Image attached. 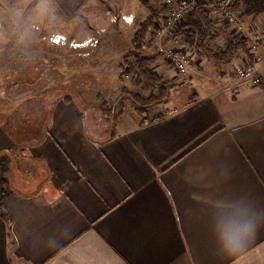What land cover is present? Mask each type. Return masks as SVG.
<instances>
[{
  "label": "crops",
  "instance_id": "0c3cea01",
  "mask_svg": "<svg viewBox=\"0 0 264 264\" xmlns=\"http://www.w3.org/2000/svg\"><path fill=\"white\" fill-rule=\"evenodd\" d=\"M52 1L73 16L97 0ZM243 18L264 25V12ZM247 53L221 65L200 54L201 72L219 66L213 84L194 83V95L144 124L125 113L104 137L77 99L24 93L14 105L0 95L11 102L0 152L13 155L0 264H233L212 219L242 211L258 225L245 251L264 245V43L260 61ZM248 62L258 85L235 75Z\"/></svg>",
  "mask_w": 264,
  "mask_h": 264
},
{
  "label": "rangeland",
  "instance_id": "374dc122",
  "mask_svg": "<svg viewBox=\"0 0 264 264\" xmlns=\"http://www.w3.org/2000/svg\"><path fill=\"white\" fill-rule=\"evenodd\" d=\"M19 2L0 0V95H4L1 91L5 89L4 93L16 100L12 102L14 105L24 93L29 97H49L51 101L77 99L92 115L90 129L101 137L108 136L114 130V122L120 120L110 118V112L105 113L104 108L115 109L121 117L125 113L140 116L126 93L130 91L143 97L159 93L158 87L154 89L140 81L135 70L128 71V62L135 58L129 55L125 59V54L134 49L135 32L147 19L151 24L140 52L147 56L160 55L150 63V68L162 75L161 81L168 87V95L164 97V94L155 102L150 115L155 108L163 113L167 105L186 101L196 93L198 85L208 88L219 70L218 66L213 75L204 68L201 72V63L197 59L201 53L182 41H172L170 31L163 36L157 35L155 27L164 14V6L159 0H151L149 7L138 4L137 0H97L73 16L56 10L53 4L54 13L35 21H30L29 17L39 0H23L26 7L17 23L12 19V12L13 6ZM219 2L211 6H220ZM223 12L215 18L234 31L232 24L225 23ZM234 14L249 26L245 18ZM220 42L224 44L225 38L219 36L208 43L215 48ZM172 47L185 49L194 60L196 67H191L186 75L179 74L168 60L166 51ZM34 58H41L37 62L41 65L34 73L35 79L28 77L30 73L27 71ZM6 73L25 79L11 86ZM10 103L6 107L0 105V118L10 108Z\"/></svg>",
  "mask_w": 264,
  "mask_h": 264
},
{
  "label": "trees",
  "instance_id": "16d2710c",
  "mask_svg": "<svg viewBox=\"0 0 264 264\" xmlns=\"http://www.w3.org/2000/svg\"><path fill=\"white\" fill-rule=\"evenodd\" d=\"M140 5L149 7L151 0H139ZM55 5V2L53 1ZM221 11H230L232 13H237L240 17L245 16H256L264 12V0H225L220 6H209L206 2L200 0L191 13L186 17V19L175 29L170 31L171 40L175 42L182 41L189 46L195 48L199 53L206 55L210 60L216 64H223L232 61L241 53L248 52V40L243 38L241 32H235L229 30L226 26L221 25L219 19L215 18ZM150 19L151 16H149ZM149 19L143 22V25L135 32L133 42L134 49L128 51L125 54V59L131 55L135 59L129 61V70L136 71L139 76L140 81H145V85L156 89L158 87L159 93L156 95H150L148 97H143L137 93L128 91L126 94L130 96L133 100V104L140 112L141 121L140 124H144L153 119L161 118L165 113L157 114V116L151 117L150 110L155 102L161 100V97L168 95V87L162 80V75L156 74L150 68V63L159 57L157 56H147L142 55L140 50L143 48L145 43V36L149 32L151 21ZM222 36L225 38V42L221 46L212 48L209 45V41ZM248 54V53H247ZM41 58H34L32 62L27 66V71L30 73L28 77L35 79V71L40 67L37 65L38 60ZM8 76V81L11 83L9 85L20 83V80L25 79V77H20L18 75H13L12 73H6ZM6 82V81H5ZM9 83V82H6ZM8 85V86H9ZM10 87V86H9ZM9 89V88H8ZM6 90H2L4 93ZM161 102V101H160ZM153 108V107H152ZM105 113L110 112V118L120 119L121 115L115 113V109L108 110L103 109ZM118 121L114 122L112 127L113 135L116 132ZM12 167V153L9 151L0 152V215L3 218H7L5 212V201L11 192V183L8 177V173Z\"/></svg>",
  "mask_w": 264,
  "mask_h": 264
},
{
  "label": "built area",
  "instance_id": "2783aa9c",
  "mask_svg": "<svg viewBox=\"0 0 264 264\" xmlns=\"http://www.w3.org/2000/svg\"><path fill=\"white\" fill-rule=\"evenodd\" d=\"M164 6V14L158 26L155 27L157 35L163 36L167 31H171L178 27L186 17L191 13L200 0H159ZM225 0H220L219 4ZM225 23L232 24L236 32H241L243 38L248 40V52L254 54L255 61L261 60L258 53V47L264 43V25L263 26H247L244 22L230 11H224ZM167 58L173 65L174 69L181 75L189 73L191 67H196L194 60L189 56L183 48L172 47L166 51ZM236 77L258 85L262 81L261 74L257 72L252 62L246 63L244 66L237 67L235 71ZM236 91V89H235Z\"/></svg>",
  "mask_w": 264,
  "mask_h": 264
},
{
  "label": "clouds",
  "instance_id": "9594fccd",
  "mask_svg": "<svg viewBox=\"0 0 264 264\" xmlns=\"http://www.w3.org/2000/svg\"><path fill=\"white\" fill-rule=\"evenodd\" d=\"M13 7L12 19L18 23L26 5L20 0ZM52 13H54L52 0H39L29 20L35 21ZM257 227L255 215L248 211L216 214L212 219V231L217 248L225 256L234 258L233 264H255L247 259L252 252L259 253L261 257L259 264H264V245L245 251L247 245L254 239Z\"/></svg>",
  "mask_w": 264,
  "mask_h": 264
}]
</instances>
